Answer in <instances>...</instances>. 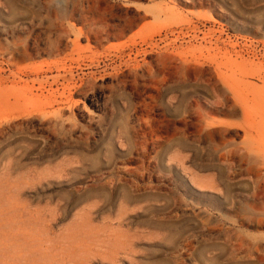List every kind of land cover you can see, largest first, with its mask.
I'll return each instance as SVG.
<instances>
[{"label":"rangeland","instance_id":"rangeland-1","mask_svg":"<svg viewBox=\"0 0 264 264\" xmlns=\"http://www.w3.org/2000/svg\"><path fill=\"white\" fill-rule=\"evenodd\" d=\"M0 264H264V0H0Z\"/></svg>","mask_w":264,"mask_h":264}]
</instances>
